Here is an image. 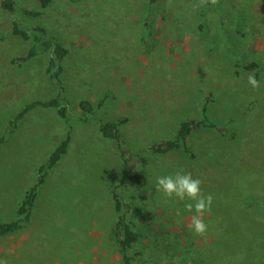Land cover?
<instances>
[{
    "label": "rangeland",
    "instance_id": "1",
    "mask_svg": "<svg viewBox=\"0 0 264 264\" xmlns=\"http://www.w3.org/2000/svg\"><path fill=\"white\" fill-rule=\"evenodd\" d=\"M19 18L29 27L39 22L69 54L63 92L44 75L46 55L12 65L32 43L10 34L9 14L0 9V221L16 218L37 166L69 140L28 222L0 238V259L123 264L109 234L111 186L126 169L147 181L122 184L119 195L150 213L129 215L139 234L133 264H264V0H53L39 19ZM251 61L262 66L258 76L235 66ZM58 93L65 119L54 108H37L7 131L24 104ZM81 99L93 113L81 111ZM203 108L218 128L189 136L193 159L147 152L152 142L172 138L181 120L201 118ZM122 117L120 142L103 140L99 121ZM137 155L146 158L143 166ZM179 170L200 179L202 194L213 198L199 214L203 235L192 231L195 213L185 210L186 201L156 191V177Z\"/></svg>",
    "mask_w": 264,
    "mask_h": 264
},
{
    "label": "trees",
    "instance_id": "2",
    "mask_svg": "<svg viewBox=\"0 0 264 264\" xmlns=\"http://www.w3.org/2000/svg\"><path fill=\"white\" fill-rule=\"evenodd\" d=\"M157 0H149L150 6H154ZM19 3L24 6L18 8ZM33 3V5H29ZM53 0H1L0 9L9 14L10 34L19 38L20 40L31 42V46L27 49L25 54L16 55L11 58L10 63L17 67L22 64L46 55V62L44 66V75L50 80L56 82L60 92L64 91L60 74L63 69V61L69 54V49L61 44L56 38L49 36L47 30L36 22L33 27L27 26L20 18V15L32 19H39L43 11L49 8ZM145 30L149 35L148 22L145 20ZM242 34V33H241ZM237 69L254 72L258 76L262 69L261 64L257 61H251L245 64L235 63ZM238 72V71H237ZM101 104V103H100ZM78 107L85 114L94 112L92 103L87 99H81L78 102ZM37 108H54L59 117L65 119L67 116V107L62 101L61 94L58 93L47 99H35L24 104L18 110L14 117L8 122L7 131L13 132L19 122L30 112ZM201 118H185L181 120L177 126L175 134L172 138L161 139L154 141L147 149L149 154H166L170 151H181L193 159L191 148L188 145L189 136L197 130L209 128L217 129L216 122L206 114L205 108L201 110ZM127 121L126 117H122L116 121L100 120L97 131L103 140H111L117 143L120 142L119 129ZM5 140V135L0 136V145ZM69 137L61 140L48 154L46 160L36 168L35 182L24 192L23 198L17 205L15 214L16 218L11 221H0V238L19 231L23 225L28 222L31 216L32 209L35 205L38 191L46 181L49 171L60 161L65 154ZM140 166L146 163V158L137 155ZM147 178L142 173L130 174L126 169L123 170L121 178L118 183L111 186V201L114 211V221L110 228V237L113 241L116 250L118 251L121 262L123 264H133L140 252L132 253L133 246L139 240V234L134 230L133 221L129 218L148 216L150 213L136 207L132 203H124L123 198L118 193V189L122 184L131 183L136 186H145ZM128 208L127 211L124 207ZM166 264H181L175 261H169ZM184 264V263H182Z\"/></svg>",
    "mask_w": 264,
    "mask_h": 264
},
{
    "label": "clouds",
    "instance_id": "3",
    "mask_svg": "<svg viewBox=\"0 0 264 264\" xmlns=\"http://www.w3.org/2000/svg\"><path fill=\"white\" fill-rule=\"evenodd\" d=\"M248 84L255 89L259 86V81L255 76L249 75ZM155 188L167 199L186 201L185 210L195 213L190 224L192 231L196 235L205 233L207 225L199 214L210 210L213 198L211 195L202 194L200 179L193 178L189 172L179 170L173 174L156 177ZM0 264H6V261L0 259Z\"/></svg>",
    "mask_w": 264,
    "mask_h": 264
}]
</instances>
